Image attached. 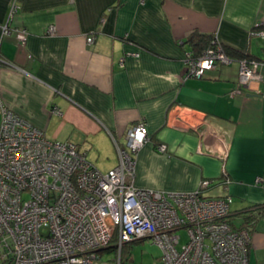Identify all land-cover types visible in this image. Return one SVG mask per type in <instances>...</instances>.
<instances>
[{
  "label": "crops",
  "instance_id": "crops-1",
  "mask_svg": "<svg viewBox=\"0 0 264 264\" xmlns=\"http://www.w3.org/2000/svg\"><path fill=\"white\" fill-rule=\"evenodd\" d=\"M262 25L264 0H0V105L101 172L144 125L134 186L194 192L211 181L206 197L230 196L229 220L250 232L248 264H264V68L238 89L235 58L201 79H185L183 64L194 34L264 61Z\"/></svg>",
  "mask_w": 264,
  "mask_h": 264
},
{
  "label": "built area",
  "instance_id": "built-area-1",
  "mask_svg": "<svg viewBox=\"0 0 264 264\" xmlns=\"http://www.w3.org/2000/svg\"><path fill=\"white\" fill-rule=\"evenodd\" d=\"M2 31L9 34L7 25ZM55 32L48 28L49 35ZM15 33L23 44L26 33ZM232 62L212 37L199 56L184 53V77L201 79ZM237 64L238 89L259 80L264 68V61ZM0 111V264H98L97 254L111 248L121 264L123 246L146 239L162 252L155 264H248L250 232L228 223L230 196L206 197L211 181L194 192L134 186V157L147 141L144 125L126 132L125 148L116 144L118 165L101 172L75 145L48 140L1 105ZM52 113L61 115L56 108ZM158 150L164 153L165 145ZM179 230L188 241L177 250Z\"/></svg>",
  "mask_w": 264,
  "mask_h": 264
},
{
  "label": "rangeland",
  "instance_id": "rangeland-1",
  "mask_svg": "<svg viewBox=\"0 0 264 264\" xmlns=\"http://www.w3.org/2000/svg\"><path fill=\"white\" fill-rule=\"evenodd\" d=\"M180 237L179 244L176 246L180 250L188 241V234L184 230L177 231ZM162 252L150 239L126 244L121 251V264H155L161 258ZM118 252L111 248L97 254L98 264H117Z\"/></svg>",
  "mask_w": 264,
  "mask_h": 264
},
{
  "label": "trees",
  "instance_id": "trees-1",
  "mask_svg": "<svg viewBox=\"0 0 264 264\" xmlns=\"http://www.w3.org/2000/svg\"><path fill=\"white\" fill-rule=\"evenodd\" d=\"M264 28V27H262ZM211 42H212V37H206V36H200V35H192L187 43L190 44L191 46V52L193 53L194 56H199L204 50H206L208 47H211ZM225 53L231 57L232 59H236V60H242V59H250L247 57V55H243V54H236L233 51H230L228 49L223 48ZM246 219H252L253 216H246ZM245 219V221H247ZM228 223L232 226L233 229L235 230H240V229H245L246 228V223H244L245 227L244 228H239L236 227L235 225H233L231 223L230 220H228ZM123 249V248H122ZM122 251V250H121Z\"/></svg>",
  "mask_w": 264,
  "mask_h": 264
}]
</instances>
